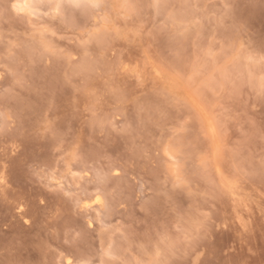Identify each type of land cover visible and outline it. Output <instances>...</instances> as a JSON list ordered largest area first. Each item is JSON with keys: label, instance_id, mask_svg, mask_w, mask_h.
Masks as SVG:
<instances>
[{"label": "rangeland", "instance_id": "1", "mask_svg": "<svg viewBox=\"0 0 264 264\" xmlns=\"http://www.w3.org/2000/svg\"><path fill=\"white\" fill-rule=\"evenodd\" d=\"M0 264H264V0H0Z\"/></svg>", "mask_w": 264, "mask_h": 264}]
</instances>
